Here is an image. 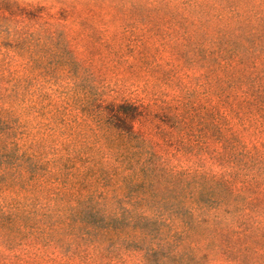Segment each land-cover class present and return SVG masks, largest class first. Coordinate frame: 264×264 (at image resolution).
Wrapping results in <instances>:
<instances>
[{
    "label": "rangeland",
    "instance_id": "rangeland-1",
    "mask_svg": "<svg viewBox=\"0 0 264 264\" xmlns=\"http://www.w3.org/2000/svg\"><path fill=\"white\" fill-rule=\"evenodd\" d=\"M160 1L0 0V96L8 97L0 102L8 146L7 152L0 148V177L15 163L13 144L49 153L47 133L31 110L34 101L82 97L90 90L107 104H135L140 116L134 127L161 163L202 178L210 192L213 182L227 181L233 195L249 197L254 176L251 199L264 211V0H232L236 18L222 1L204 0V18L215 19L205 26L197 17L158 8ZM165 1L175 9L182 0ZM218 12L223 20L217 24ZM217 25L239 42L240 55L222 43ZM61 187L41 178L24 187L12 179L0 185V264H159V256L151 260L146 253L157 239L141 235L120 246L109 240L102 246L105 258H95L96 249L72 228L76 201L55 200ZM186 202L194 206L190 193ZM223 210L213 211L210 220L227 217ZM83 218L98 224L107 217L92 208ZM54 231L70 253L49 242ZM209 239L194 246L198 264H237L216 256ZM259 248V256L243 264H264Z\"/></svg>",
    "mask_w": 264,
    "mask_h": 264
},
{
    "label": "trees",
    "instance_id": "trees-1",
    "mask_svg": "<svg viewBox=\"0 0 264 264\" xmlns=\"http://www.w3.org/2000/svg\"><path fill=\"white\" fill-rule=\"evenodd\" d=\"M220 1L233 17H239L236 2ZM158 8L176 16L197 17L201 26L215 21L204 18L208 15L204 0H182L175 9L161 0ZM215 18L220 23L222 12ZM216 28L222 43L232 44V56L240 55L239 42L227 39L228 29ZM247 42L251 46L255 43L252 38ZM7 101L8 97L0 96V102ZM31 110L38 116L39 129L47 133L49 153L33 154L13 144L15 163L10 172L2 174L0 185L12 179L14 185L24 187L40 178L60 184L55 200L76 201L79 208L72 228L85 245L96 249L98 260L100 255L105 258V242L112 240L120 246L136 235L157 239L146 253L151 260L159 256V264H198L194 252L199 249L194 246L206 237L210 238L208 248L217 249L216 256L222 255L231 263L243 264L259 256V247H264V220L255 217L264 219V211L251 199L258 185L254 176L247 191L249 197L233 195L227 181L213 182L215 192H210L202 178L190 179L161 163L153 146L134 127V120L140 116L135 104H107L90 90L82 97L40 96ZM5 136L0 128V148L7 152L8 146L2 141ZM194 185L198 186L196 191L191 188ZM82 191L86 192L84 196ZM187 193L192 195L194 206L187 204ZM211 200L216 207L208 205ZM92 208L102 210L106 221H84V210ZM221 209L227 217L216 214L210 220L211 213ZM50 236L49 242L65 251L55 231Z\"/></svg>",
    "mask_w": 264,
    "mask_h": 264
}]
</instances>
